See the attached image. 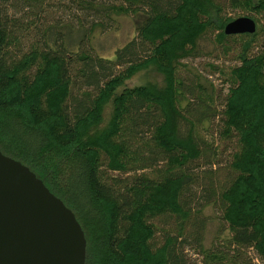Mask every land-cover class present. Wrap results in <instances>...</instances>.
<instances>
[{
	"label": "trees",
	"instance_id": "1",
	"mask_svg": "<svg viewBox=\"0 0 264 264\" xmlns=\"http://www.w3.org/2000/svg\"><path fill=\"white\" fill-rule=\"evenodd\" d=\"M226 1L264 14V0ZM129 14L144 17L136 36L100 56L96 36ZM231 21L216 0H0V152L74 213L84 264L264 262V39L255 21L226 36ZM214 32L240 43L239 64L205 76L183 61ZM210 74L227 85L220 109Z\"/></svg>",
	"mask_w": 264,
	"mask_h": 264
},
{
	"label": "water",
	"instance_id": "2",
	"mask_svg": "<svg viewBox=\"0 0 264 264\" xmlns=\"http://www.w3.org/2000/svg\"><path fill=\"white\" fill-rule=\"evenodd\" d=\"M254 20L227 23L226 36L253 34ZM74 213L20 162L0 152V264H84Z\"/></svg>",
	"mask_w": 264,
	"mask_h": 264
},
{
	"label": "rangeland",
	"instance_id": "3",
	"mask_svg": "<svg viewBox=\"0 0 264 264\" xmlns=\"http://www.w3.org/2000/svg\"><path fill=\"white\" fill-rule=\"evenodd\" d=\"M222 6V15L226 19H237L240 17H249L255 22H257V26H259L261 33L259 38L261 40L264 39V14H255L251 13L240 7H232L228 4L226 0H216ZM55 14L53 15V17ZM144 17L142 15H132L122 16L116 20L114 24H112L105 32L100 33L96 36L94 41V47L96 48V52L100 56H104L110 59H113V54L116 49L121 48L128 41L133 39L136 36V31ZM216 33H212L208 36L206 41L201 42V50L204 55L198 59H187L183 61L188 67L194 71L195 69L198 72H201L203 75L207 76L210 72H208L207 64L216 65L219 68L227 71L228 68L235 66L238 63L236 56L239 52V42L238 41H225L222 46L217 43L214 39ZM226 47V49H225ZM258 46L252 47V52H256ZM140 79H143L141 74L137 75L133 79L127 82L128 87H133L135 85H139L141 82ZM210 81L215 88V99H217L218 109H220V105L223 100V96L227 93V85L224 82V78L219 74H210ZM217 122H213L212 124H206V126L213 131L218 129ZM233 145L229 142H221L220 144V167L223 169L225 162L229 159V155L232 151ZM194 200L195 205H197V198H199V191L194 192ZM194 208V207H193ZM220 213L218 212L216 206L206 207L202 211V216L207 219V229H206V244L208 245L212 238L215 237L217 230L220 227L221 221L219 220ZM226 235V233H225ZM187 255L191 258V262H200L201 256L199 252L193 248H188ZM249 261L251 264H264L261 262L253 253L249 251L247 254Z\"/></svg>",
	"mask_w": 264,
	"mask_h": 264
}]
</instances>
